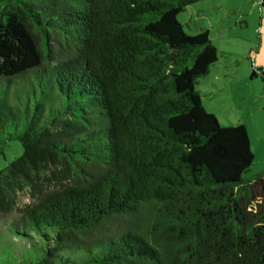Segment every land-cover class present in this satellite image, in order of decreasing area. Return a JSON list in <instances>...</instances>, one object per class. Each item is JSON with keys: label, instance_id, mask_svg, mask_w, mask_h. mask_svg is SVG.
<instances>
[{"label": "trees", "instance_id": "16d2710c", "mask_svg": "<svg viewBox=\"0 0 264 264\" xmlns=\"http://www.w3.org/2000/svg\"><path fill=\"white\" fill-rule=\"evenodd\" d=\"M198 1L0 0V154L24 150L0 217L32 199L0 221L3 264H264V174L244 178L247 127L204 107L209 31L177 17ZM142 204L146 225L86 239Z\"/></svg>", "mask_w": 264, "mask_h": 264}, {"label": "rangeland", "instance_id": "374dc122", "mask_svg": "<svg viewBox=\"0 0 264 264\" xmlns=\"http://www.w3.org/2000/svg\"><path fill=\"white\" fill-rule=\"evenodd\" d=\"M260 2L261 0H199L178 14V20L184 25L187 34L209 31L219 50V59L216 66L212 68L211 76L219 73L230 60L233 64L238 62V65L246 69L252 68V65L257 70L259 67H264L259 66L256 57L259 49L264 46L263 33L260 29V20H264V10ZM54 50L65 52L68 48L65 43L64 45L55 43ZM228 50L236 51L237 54L229 55ZM259 61L264 63V47ZM211 76L200 78L197 88L205 92L210 87ZM238 83L237 88L227 86L214 97L211 96V99L205 98V104L210 109L215 101L223 102L220 110L218 109L219 115H216L222 124L241 123L248 126L251 148L255 156L254 162L244 176L246 181H250L264 174V80L261 77L251 79L248 75L244 78L238 77ZM5 84L6 80L1 79L0 90L5 88ZM23 151L19 140L7 141L3 145V153L0 154V169L8 166L23 154ZM66 183L70 184L71 181H66ZM59 187V182L54 180L50 189ZM259 194L262 198L257 197L254 205L264 199V192ZM30 198L29 195L21 196L20 209L7 217H0L1 223L5 225L21 217L20 210L32 202ZM153 214L154 209L150 204H142L138 214L114 215L106 221L102 228L91 233L86 239L94 241L127 228H137L139 224L146 225L149 222V216ZM3 263H5L4 255L0 256V264Z\"/></svg>", "mask_w": 264, "mask_h": 264}, {"label": "crops", "instance_id": "0c3cea01", "mask_svg": "<svg viewBox=\"0 0 264 264\" xmlns=\"http://www.w3.org/2000/svg\"><path fill=\"white\" fill-rule=\"evenodd\" d=\"M264 10V9H263ZM260 29H261V32L263 33V44H264V20H260ZM216 46V45H215ZM264 47V46H263ZM263 47H261L260 49H259V52H257V62H258V64H259V66H264V63L263 62H260L259 60H260V55L262 54V49H263ZM217 48V47H216ZM218 49V48H217ZM236 50V49H235ZM219 51V50H218ZM228 53H229V55L231 54H235L236 53V51H227ZM237 54V53H236ZM217 63V62H216ZM230 63V64H229ZM216 65H213L212 67H211V70H210V73H208L205 77H210L212 74V68L213 67H215ZM256 67L255 66H253L252 65V68L250 67H248V69H246V68H243L241 65H238V62H237V64L236 63H234L233 64V62L230 60V61H228L226 64H225V66H224V68L223 69H221L220 70V72L219 73H216V74H213V76H211L212 78H211V81L209 82V88H207V90L205 91V92H203V104H204V107L208 110V111H210V112H212L213 114H215V115H219V113H220V107H222V103L223 102H218V101H215L214 102V105H212V106H210V109L206 106V104H205V98H207V99H211L212 97L211 96H215L218 92H221V91H223L224 90V88L225 87H227V86H230V87H235V88H237L238 87V85H239V83H238V77H241V78H244V76L245 77H247L248 75H249V77L251 78V79H256L257 77H261V75L260 74H258V75H255L254 77H252V75H253V71H254V69H255ZM262 68H264V67H259V69H262ZM240 74H241V76H240ZM202 78H204V77H202ZM262 78V77H261ZM219 109V110H218ZM246 127H247V129H248V126L246 125V124H244ZM248 132H249V129H248ZM250 133V132H249ZM248 133V134H249ZM249 137H250V135H249ZM250 141H251V138H250ZM251 145H252V142H251Z\"/></svg>", "mask_w": 264, "mask_h": 264}, {"label": "built area", "instance_id": "2783aa9c", "mask_svg": "<svg viewBox=\"0 0 264 264\" xmlns=\"http://www.w3.org/2000/svg\"><path fill=\"white\" fill-rule=\"evenodd\" d=\"M264 0H261L260 5L262 6ZM258 74L262 75L264 77V70L260 71V69L257 71Z\"/></svg>", "mask_w": 264, "mask_h": 264}]
</instances>
